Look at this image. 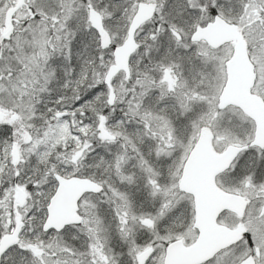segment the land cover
Returning <instances> with one entry per match:
<instances>
[{
    "label": "snow or ice",
    "instance_id": "6c2138e0",
    "mask_svg": "<svg viewBox=\"0 0 264 264\" xmlns=\"http://www.w3.org/2000/svg\"><path fill=\"white\" fill-rule=\"evenodd\" d=\"M0 264H264V0H0Z\"/></svg>",
    "mask_w": 264,
    "mask_h": 264
}]
</instances>
